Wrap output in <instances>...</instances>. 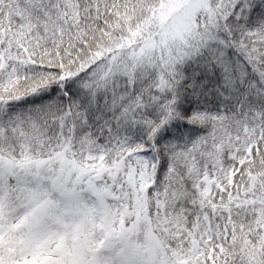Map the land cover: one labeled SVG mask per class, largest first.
I'll return each instance as SVG.
<instances>
[{"label":"snow or ice","instance_id":"1","mask_svg":"<svg viewBox=\"0 0 264 264\" xmlns=\"http://www.w3.org/2000/svg\"><path fill=\"white\" fill-rule=\"evenodd\" d=\"M0 264H264V0H0Z\"/></svg>","mask_w":264,"mask_h":264}]
</instances>
